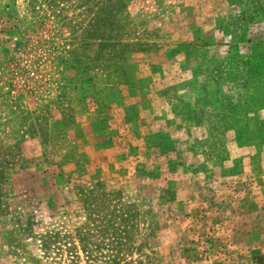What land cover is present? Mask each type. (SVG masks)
Segmentation results:
<instances>
[{
	"label": "rangeland",
	"instance_id": "374dc122",
	"mask_svg": "<svg viewBox=\"0 0 264 264\" xmlns=\"http://www.w3.org/2000/svg\"><path fill=\"white\" fill-rule=\"evenodd\" d=\"M0 264H264V0H0Z\"/></svg>",
	"mask_w": 264,
	"mask_h": 264
}]
</instances>
